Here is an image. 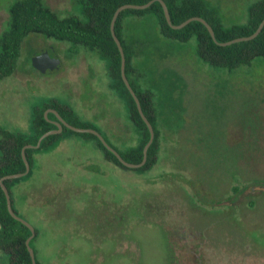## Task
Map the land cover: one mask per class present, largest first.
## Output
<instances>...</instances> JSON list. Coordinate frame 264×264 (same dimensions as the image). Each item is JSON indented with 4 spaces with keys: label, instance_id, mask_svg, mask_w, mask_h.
Here are the masks:
<instances>
[{
    "label": "rangeland",
    "instance_id": "374dc122",
    "mask_svg": "<svg viewBox=\"0 0 264 264\" xmlns=\"http://www.w3.org/2000/svg\"><path fill=\"white\" fill-rule=\"evenodd\" d=\"M44 1L59 13L72 9V0ZM8 2L0 0V30ZM221 3L230 16L245 4ZM186 43L184 53L156 63L178 71L185 87L183 122L170 132L159 121L158 159L150 168L116 165L89 136L64 131L37 149L30 172L12 182L14 208L45 232L38 243L70 230L60 262L82 264L88 254L95 260L88 264H98L99 253L111 246L116 259L106 264L126 255L137 264H158L165 251L175 264H264V59L227 71L195 59L193 41ZM46 49L59 59L54 71L35 65ZM104 63L82 45L25 36L15 69L0 78V128L29 132L31 108L53 98L117 149L134 146L137 131L108 86ZM178 90L168 84L155 92L166 98L165 114L177 110ZM98 230L111 239L99 240ZM92 246H98L95 255ZM50 247L40 250L41 258ZM4 260L0 252V264Z\"/></svg>",
    "mask_w": 264,
    "mask_h": 264
},
{
    "label": "trees",
    "instance_id": "16d2710c",
    "mask_svg": "<svg viewBox=\"0 0 264 264\" xmlns=\"http://www.w3.org/2000/svg\"><path fill=\"white\" fill-rule=\"evenodd\" d=\"M146 1L72 0V9L59 13L44 0H9L6 6L7 18L0 30V78L11 74L15 69L21 42L25 36L37 34L82 45L104 58L108 86L120 97L126 118L137 131L138 139L134 146L127 147L123 151L119 150L91 123L79 121L68 104L52 98L31 108L29 132L0 128V176L24 169L20 153L22 145L35 143L43 131L53 126L51 121L43 117V110L49 106L55 108L65 120L73 125L96 129L123 159L131 162L141 159L142 146L148 138V129L137 111L134 99L121 79L120 55L110 34L109 21L113 10L119 4ZM163 1L171 23H179L192 15L201 16L209 23L214 38L218 41H226L251 33L260 19L264 17V0H244V7L234 16L224 11L221 0ZM148 20L153 24L152 30L149 29ZM113 29L123 50L125 76L153 130V138L147 146L144 163L137 167H127L119 162L93 133L75 131L62 125L60 132L43 136L38 146L24 148V154L29 163L26 174L30 172L33 153L39 148H47L64 131L89 136L94 140L96 147L101 150L103 158L116 165L138 170L150 168L158 159L159 121L170 132H175L183 122L181 98L185 80L174 68L160 67L157 69L156 63L166 60L173 54L184 53L186 49H189L186 42L190 39L193 41L192 48L190 47L191 54L195 59L210 67L230 71L249 65L255 60L264 59V22L252 38L219 44L214 41L199 20L191 19L180 27H171L164 17L158 0H152L142 8L121 9L115 17ZM168 84L171 89H179L176 97L178 105L177 110L170 109L172 113L165 114L166 98L156 97L155 92L159 91L160 87L164 90ZM172 114H176L175 119L171 117ZM47 116L54 117L51 112H47ZM19 177L21 176L4 178L2 182L9 192L13 211L23 217L13 206L14 197L11 191L12 182ZM28 234V228L7 211L4 193L0 187V252L5 258L4 264H31L24 244V239ZM29 245L32 247L31 240H29ZM39 252L33 249L36 264H47L39 258V254L37 255Z\"/></svg>",
    "mask_w": 264,
    "mask_h": 264
},
{
    "label": "water",
    "instance_id": "95a60500",
    "mask_svg": "<svg viewBox=\"0 0 264 264\" xmlns=\"http://www.w3.org/2000/svg\"><path fill=\"white\" fill-rule=\"evenodd\" d=\"M151 1L152 0H147L144 3H129V2L121 3L118 6H116V8L113 10L112 15L110 17V21H109L110 34H111V36H112V38H113V40H114V42H115V44L117 46V49H118L119 55H120L119 71H120L121 79H122L124 85L126 86V88L128 89L129 93L131 94L132 98L134 99L137 111H138L141 119L144 121V123H145V125H146V127L148 129V138L146 139V141L144 142V144L142 146L141 159L139 161H137V162H131V161H127V160L123 159L122 156L117 152V150H115L111 145H109L106 142V140L103 138V136L96 129H94L92 127H89V126H76V125H73V124L69 123L67 120H65L55 108L46 107L43 110V115L45 117H47V112H52L55 115L56 120L51 119L49 117H47L46 119L51 121L52 123H54L56 127L50 128V129H47V130L43 131L37 137L35 143H33V144L25 143V144L22 145L20 153H21V157H22V160H23V163H24V169L23 170L17 171V172H12V173H6V174H3L2 176H0V187H1L2 191H3V193H4L5 205H6L7 211L9 212V214L12 217H14L15 219H18L25 226H27L29 231H30V233L25 237L24 243H25L26 248L28 250L31 264H36V262L34 260L33 250L31 248V246L28 244V240H29V238L31 237V235L34 232L33 226L25 218L19 216L18 214H16L13 211V209L11 207V201H10L9 192H8L6 186L4 185V183L2 182V180L4 178L18 177V176L26 173L28 171V169H29V163H28V161H27V159L25 157L24 148L25 147H36V146H38L39 141H40V139L43 136H45L47 134H50V133L60 132V130L62 128V125H64L65 127L70 128L72 130H75V131H86V132L93 133L94 135L97 136V138L105 146V148L108 149L109 151H111L116 156L118 161L121 162L123 165H125L127 167H137V166H140L141 164L144 163V161L146 159L147 146L149 145V143L151 142V140L153 138V130H152L151 123L149 122V120L147 119V117L144 115V113L141 110L140 103H139V100H138L135 92L133 91L132 87L130 86V84L128 82V79L125 76V72H124V54H123V50H122L121 44L119 42V39L117 38V36H116V34L114 32L113 24H114V20H115V17L117 15V13L121 9L126 8V7L142 8V7L147 6ZM158 1L161 4L165 19H166L167 23L171 27H180V26H182L183 24H185L186 22H188L191 19L199 20V21H201L204 24V26L206 27V29L208 30L209 34L214 39V41H216L219 44H225V43H229V42H232V41L252 38L253 36H255L258 33V31L260 30V28H261V26H262V24L264 22V17H263V18L260 19V21L258 22L256 27L254 28V30L251 33L247 34V35L237 36V37H234V38L226 40V41H218V40H216L214 38L213 30H212L211 26L209 25V23L203 17L198 16V15H192V16H189L186 19L182 20L179 23H171L170 18H169V14H168V11H167V8H166V5H165L164 1L163 0H158ZM35 59H36L35 65L41 71H46V70L54 71V70H56L58 68V66L60 64L59 63V59L56 56V53L49 52L48 49L41 51L38 55H36Z\"/></svg>",
    "mask_w": 264,
    "mask_h": 264
},
{
    "label": "flooded vegetation",
    "instance_id": "af4514ba",
    "mask_svg": "<svg viewBox=\"0 0 264 264\" xmlns=\"http://www.w3.org/2000/svg\"><path fill=\"white\" fill-rule=\"evenodd\" d=\"M51 119L56 120L55 115H54V117H51ZM52 124H53V126L51 128L56 127L54 123H52ZM55 133H58V132H55ZM21 200L23 201V198H21ZM31 225L33 226V230H34L33 234L29 238V240H31V245H32L31 248H33V249H35L37 251H40V250H43L45 247L48 248V246L50 245L51 246L50 249H52V251L48 252L47 253L48 255H45L44 258L40 257V252L37 253V255L39 254V258L41 260L43 259V262H45L47 264H67V263H64V262H60V260L62 261V258L64 256H66L68 251H69V247H70V245H69V243H70L69 242V236L71 235L70 230L67 227H65V229L63 230L64 232L59 234L58 236L54 237V235H52L51 237H48V239L45 242L38 243L37 239L40 236L44 235L45 232L41 231V229L35 227L33 224H31ZM103 228H104V226H103ZM82 231L84 232L86 230L82 228ZM29 233H30V231H29ZM87 233H89V232L87 231ZM90 233H92V232H90ZM96 233H97V236H98L99 240H101V241L106 242V241H109L111 239L110 237H107L105 235L106 231H104V230H98V231H96ZM107 233H109V232H107ZM29 240H28V244H29ZM110 245H112V244L110 243ZM92 247L94 248L93 251H94V255H95V253H97V251H98V246H96V247L92 246ZM112 251H113V249H112L111 246L106 247L105 251H102L101 253H99V254H101V259L100 260L98 259L96 262H98V264H106V262L114 261V259H116V257H115V255H113ZM50 256L51 257L55 256L54 258H52V261H48L49 258H51ZM126 256H127L126 258H122V259L119 258L121 260V262H119L120 264H137V260L135 258H133L132 255H126ZM168 256H171V254H169V253H167V251H165L163 256L161 257V259H159L160 263H158V264H167V261H169V259L172 260L171 262L169 261L170 264L177 263V262H174L175 258H173V257L168 258ZM92 261H95L94 257L93 256H89L88 254H86L84 256V259L82 260V262H83L82 264H85V262L88 264V262H92ZM119 263H111V264H119ZM68 264H76V263L72 262V263H68ZM77 264H80V262L77 263Z\"/></svg>",
    "mask_w": 264,
    "mask_h": 264
}]
</instances>
